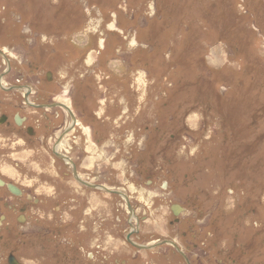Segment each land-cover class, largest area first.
Instances as JSON below:
<instances>
[{"label": "rangeland", "instance_id": "374dc122", "mask_svg": "<svg viewBox=\"0 0 264 264\" xmlns=\"http://www.w3.org/2000/svg\"><path fill=\"white\" fill-rule=\"evenodd\" d=\"M0 46L24 72L32 62L38 78L54 76L61 98L69 92L78 129L62 148L72 144L84 180L128 196L141 248L124 241L122 199L65 183L60 164L28 151L24 168L51 171L41 185H56L61 205L45 208L58 227L30 232L60 230L72 246L29 237L3 242L11 247L0 255L83 264L98 251L105 264H182L167 246L145 247L195 226L208 244V262L195 264H264V0H0ZM171 203L186 208L179 225Z\"/></svg>", "mask_w": 264, "mask_h": 264}, {"label": "flooded vegetation", "instance_id": "af4514ba", "mask_svg": "<svg viewBox=\"0 0 264 264\" xmlns=\"http://www.w3.org/2000/svg\"><path fill=\"white\" fill-rule=\"evenodd\" d=\"M13 61V56L11 58L9 53L0 46L1 247L7 250L8 247L11 246L8 245L3 247L2 244L5 241L11 240L17 241L19 245L21 244L24 246L26 239L29 237H33L32 239L38 242L40 241V245L44 243H57L58 241L60 244H66L67 247L72 246V242H70L71 239L66 240L65 243L62 242L65 238H63L60 230H47L46 228L44 230H38V232H30L34 226H41L40 224L42 222L43 225L50 222L52 225L58 227L57 221L54 223V221L50 219L49 215L52 213L48 214L45 211L50 201L54 203L51 209L53 214L61 212V205L56 199L58 194L56 191H59L57 186L51 185L50 183H46L47 185L45 186L41 185L43 179L46 180L48 178V181L52 180V175L47 174L52 172L44 170L42 173L40 169L31 170L24 168L25 164L30 162L25 157V153L31 151L32 154L36 156L39 154V156H48L50 159L52 158L54 165L60 164L63 169H65V171L60 174L65 183L68 182L67 179H70L82 188L99 193L103 192L108 196L122 199L128 213L127 223L129 229L125 235L124 241H126L131 248L135 247L141 249L139 245L137 246V244L131 240L133 236H138L139 234L140 221L135 214L136 211L130 203L128 196H125L119 190L109 189L95 182H88L86 178L84 180L82 175L80 176L78 173L79 167L75 158L72 159L70 156L74 151L72 144L66 149L62 148L66 142L68 143V138L78 129L77 116L73 110V102L70 97H67L69 92H66L65 99L61 98L60 95L63 91L61 86H58V82L54 76H51L47 72L44 73L42 78H38L36 73L38 70L32 62H26L27 64L24 68H26L28 72H24L16 67L15 61ZM22 65L23 63L20 64V66ZM35 76L36 78H34ZM31 158H33V156ZM33 161L36 163L34 159ZM29 176L32 177L28 178ZM55 177H58V173ZM65 187H67L66 184ZM68 187H71V185ZM150 187H152V185ZM46 188H53V190L47 193ZM167 188L165 184L160 186L161 191H167ZM69 192L71 193L70 188ZM63 204L67 206V202ZM170 206V212L173 216L171 223L179 225L186 216L187 211H184L186 208L182 209L179 207V203L175 205L171 203ZM72 208V204L69 203V212H71ZM93 209L96 212L97 206L93 205L91 210ZM174 210L177 212V216H174ZM90 213L94 215L92 211ZM80 215L88 217L87 214L84 215L82 212ZM64 216L66 217V214ZM64 220H67V218L60 220V222H64ZM134 220L135 222L132 223ZM60 224L62 226L64 223ZM69 227H71V223L66 226V229ZM195 228V226H192V229H188L190 232H186L194 240L191 246L187 247L186 244L180 242L181 238L185 239L186 236H188L183 232L181 236H178L179 238H177V240L166 239L153 245L154 247L149 245L145 248L152 247L153 249H158L162 246H167L171 248L172 255L178 257L182 264H195L194 258H197L199 261H207L208 253L204 251V249L206 246L208 247V244L206 240H204V242L200 240V234L194 233ZM59 229H61L60 226ZM35 230L37 231V229ZM152 248L146 250H151ZM9 251L8 253L4 251L0 255L2 259L6 257V262L10 256L14 257L10 249ZM189 251H192V260L187 255ZM201 252L202 255L200 254ZM100 257L102 258L99 259ZM14 259L17 261L15 257ZM107 260L105 255L101 256L100 252L93 251L90 255H87L83 264H105ZM18 263L21 264L20 262ZM114 264H118V262L114 260ZM121 264H125V261L123 260Z\"/></svg>", "mask_w": 264, "mask_h": 264}, {"label": "water", "instance_id": "95a60500", "mask_svg": "<svg viewBox=\"0 0 264 264\" xmlns=\"http://www.w3.org/2000/svg\"><path fill=\"white\" fill-rule=\"evenodd\" d=\"M10 188V187H9ZM11 189V188H10ZM174 216H177V212L174 210ZM7 264H19L13 257H9L7 260Z\"/></svg>", "mask_w": 264, "mask_h": 264}, {"label": "bare ground", "instance_id": "6f19581e", "mask_svg": "<svg viewBox=\"0 0 264 264\" xmlns=\"http://www.w3.org/2000/svg\"><path fill=\"white\" fill-rule=\"evenodd\" d=\"M64 140V139H63ZM173 211V210H172ZM135 222V221H134ZM142 249H145V248H142Z\"/></svg>", "mask_w": 264, "mask_h": 264}]
</instances>
